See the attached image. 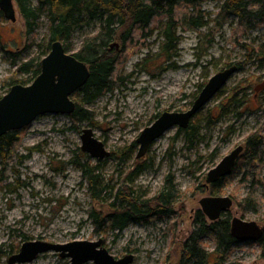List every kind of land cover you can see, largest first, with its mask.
I'll list each match as a JSON object with an SVG mask.
<instances>
[{"label": "rangeland", "instance_id": "rangeland-1", "mask_svg": "<svg viewBox=\"0 0 264 264\" xmlns=\"http://www.w3.org/2000/svg\"><path fill=\"white\" fill-rule=\"evenodd\" d=\"M221 2L202 4L206 26L194 29L186 23L178 27L180 39L169 58L162 53L160 30L144 36L137 29L125 46L116 37L112 44L119 46H110L119 59L113 90L89 103L80 101L82 93L73 96L92 111V122L46 113L21 130L13 157L8 162L0 159L2 264L27 240L67 243L101 238L116 258L134 254L131 264H178L201 210L199 200L207 195L231 196L230 219L238 216L264 227V162L250 160L252 151L246 144L252 133L264 134V89L258 94L254 89L264 81V24L240 26L238 18L231 16L217 30L211 18ZM16 11L15 22L3 13L0 17V98L9 91L10 81L30 77L31 73L17 72L18 66L33 57L42 60L50 51L46 13L29 36L17 3ZM159 23L156 20L153 27ZM98 27L99 22L77 30L70 52L77 51ZM237 63H242L239 70L192 119L193 130L173 126L143 158L136 157V140L157 114L189 109L211 76ZM231 98L236 103L229 106ZM88 126L112 152L109 157L97 159L81 149L82 130ZM239 144H246V149L232 173L219 186L205 187L209 170ZM87 164L100 174L98 189L104 191L99 202L93 199L84 173ZM137 164L144 165V170L127 184L144 198L158 193L169 177L173 179L178 191L174 214L133 221L121 231L108 226L96 229L91 212H110L117 189ZM203 243L207 250H214L211 237ZM230 254L232 264H264L259 241L237 242ZM214 260L212 255L210 261ZM24 264H71V258L51 250Z\"/></svg>", "mask_w": 264, "mask_h": 264}, {"label": "trees", "instance_id": "trees-1", "mask_svg": "<svg viewBox=\"0 0 264 264\" xmlns=\"http://www.w3.org/2000/svg\"><path fill=\"white\" fill-rule=\"evenodd\" d=\"M26 23L27 34L33 36L39 27L41 16L46 13L49 18V42L61 40L66 50L70 51L72 35L79 29L99 22L95 34L85 37L81 47L73 52L78 59L86 62L90 68V77L86 84L75 92L74 96L82 93L81 102H92L103 96L107 91H112L116 82L118 56L114 48H110L113 40L119 37L124 46L133 39L137 29L143 30V35H152L153 30H160L163 37L162 53L168 58L177 47L179 26L191 24L194 29L207 25L206 13L202 4L206 0H15ZM219 9L214 13L211 22L218 30L223 27L231 16H235L243 23L264 24V0H221ZM198 14V15H196ZM2 12L0 14V17ZM165 19V20H163ZM158 20V26L153 23ZM121 31V32H120ZM239 68L242 63H237ZM17 72L31 73L28 78L20 81L13 79L8 83L29 84L41 71V59L33 57L18 66ZM11 88V87H10ZM77 102V101H76ZM77 102L75 111L70 114L77 121L94 120L93 113ZM236 103L231 98L228 105ZM224 107V106H222ZM159 114L156 115V118ZM192 123V122H191ZM194 127L180 128L190 132ZM22 130V129H21ZM21 130H12L0 137V159L7 161L13 157L18 147ZM248 148L251 149L250 160L259 159L264 162V134L260 131L252 133L247 138ZM239 161V160H238ZM95 167L87 164L84 173L93 189V199L99 202L103 189H98L102 183L100 174L95 172ZM144 170V165L137 164L136 168L127 174L126 182L121 183L113 201L109 204L110 212L93 210L96 229L109 227L121 231L133 221L149 220V217L170 216L174 214L178 191L173 179L169 177L163 188L152 197H142L127 182L132 181L135 175ZM226 178V177H225ZM225 178L219 179L213 186H219ZM115 188H112L111 193ZM107 193V192H106ZM226 213L216 221H210L202 212L197 211L193 230L183 245V252L178 264H227L232 247L239 242L231 234V219ZM227 215V216H225ZM211 237L215 242L213 251L206 249L203 241ZM263 247L264 235L259 240ZM214 256L215 260L210 261ZM0 264L1 258H0ZM228 264H232L228 262Z\"/></svg>", "mask_w": 264, "mask_h": 264}, {"label": "water", "instance_id": "water-1", "mask_svg": "<svg viewBox=\"0 0 264 264\" xmlns=\"http://www.w3.org/2000/svg\"><path fill=\"white\" fill-rule=\"evenodd\" d=\"M0 10L4 16L17 20L16 1L0 0ZM119 46L118 42L112 44ZM239 70L238 64H232L210 77L191 107L185 111L166 110L150 125L146 126L139 137L137 158L143 157L150 146L173 126L188 128L196 114L214 98L227 84L231 76ZM88 64L72 52L66 50L63 41L52 42L50 51L41 60V71L29 84L16 83L0 98V137L12 130H21L29 126L38 116L46 113L72 114L77 106L73 98L90 77ZM256 94L264 89V81L254 87ZM81 149L97 159L109 157L104 141L99 139L91 126L84 127L81 134ZM244 145L239 144L220 162L209 170L205 186L209 187L219 179L232 173L237 165ZM201 210L210 221L220 219L234 205L229 195H207L199 200ZM231 234L240 242L259 241L264 227L254 220H245L234 216L231 219ZM56 251L62 257H70L71 264H131L134 254L116 258L103 245V239L74 240L67 243H53L45 240H27L20 251L12 254L7 264H24L33 261L41 253Z\"/></svg>", "mask_w": 264, "mask_h": 264}, {"label": "flooded vegetation", "instance_id": "flooded-vegetation-1", "mask_svg": "<svg viewBox=\"0 0 264 264\" xmlns=\"http://www.w3.org/2000/svg\"><path fill=\"white\" fill-rule=\"evenodd\" d=\"M231 65H232V64H231ZM229 66H230V65H229ZM258 84H259V83H258ZM159 115H160V114H159ZM156 119H157V118H156ZM138 137H139V136H138ZM155 141H156V140H155ZM155 141H154V142H155ZM136 142H137V140H136ZM136 142H135V144H136ZM137 143H138V142H137ZM138 144H139V143H138ZM244 146H245V147H244V151H245V149H246V144H244ZM148 150H149V149H148ZM244 151H243V152H244ZM147 152H148V151H147ZM243 152H242V153H243ZM242 153H241V155H242ZM146 154H147V153H146ZM146 154H145V155H146ZM145 155H144V156H145ZM241 155H240V157H241ZM144 156H143V157H144ZM136 157H137V155H136ZM143 157H141V158H143ZM240 157H239V159H240ZM141 158H138V159H141ZM239 159H238V160H239ZM237 163H238V162H237ZM205 187H207V186H205ZM207 188H208V187H207ZM263 235H264V234H263ZM238 241H239V240H238ZM239 242H240V241H239Z\"/></svg>", "mask_w": 264, "mask_h": 264}]
</instances>
